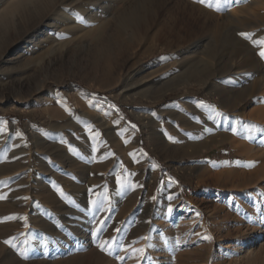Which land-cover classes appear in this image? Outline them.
Masks as SVG:
<instances>
[{
	"label": "rangeland",
	"instance_id": "obj_1",
	"mask_svg": "<svg viewBox=\"0 0 264 264\" xmlns=\"http://www.w3.org/2000/svg\"><path fill=\"white\" fill-rule=\"evenodd\" d=\"M60 3L0 32L31 46L0 66V264H264V0ZM151 18L173 31H134ZM177 60L218 89L155 99Z\"/></svg>",
	"mask_w": 264,
	"mask_h": 264
},
{
	"label": "bare ground",
	"instance_id": "obj_2",
	"mask_svg": "<svg viewBox=\"0 0 264 264\" xmlns=\"http://www.w3.org/2000/svg\"><path fill=\"white\" fill-rule=\"evenodd\" d=\"M43 1L44 0H14L11 3L9 9H7L6 12L0 14V32L1 33H6L8 30L14 29V31H15L18 28L19 30L17 32H18V35H20L21 33H20V28H19L20 27L19 26L20 25L19 21L21 20L22 15L25 16L26 18L32 17L33 14L41 8ZM51 2L53 4H57V3L61 4L60 3L61 0H51ZM85 11L86 10L84 8H79L77 10H72L71 12L70 11L69 12H66L65 10L64 11H61L60 10V12L57 13V14L59 16V19L61 20L60 23L62 25H65L66 27H73V25H75L76 22H77V20L75 18V15H77V14L83 15V14H85ZM57 19H58V17H57ZM150 22L151 23H149V24H147V23L144 24L143 23L142 25H139V27H137V29H135L134 31L137 32L138 34H141L142 36L144 35L145 37H148L150 34L151 35H157V34L161 35V34H167V33L173 31V30L171 31L168 28H164L163 26H161L160 29H158V30L156 29L154 32H152L153 29H154V26L159 25L160 24L159 23L160 21L159 22L157 20H154L153 21L152 18H151ZM135 32H133V33H135ZM173 33H175V31ZM109 43H111V42H109ZM19 45H21V46H19ZM100 48H101V50H99V52L97 54L102 59V58H104L110 52L111 53H115L114 50H116L118 52H120L121 50H124L125 51L126 48H127V44H125V43L123 44L122 43L120 45H117L114 50L113 49L112 50L109 49V50L106 51L102 47H100ZM30 50H31V46H29L26 41H22V43H20V44H17L16 41L10 42V44H8L3 49V51L0 53V66L1 65H5V64H15L26 53L30 52ZM96 50H97V48H96ZM188 53H190V50H185V51L179 53L178 55L180 57L181 56L183 57L184 55H186ZM186 57L187 56L183 57V59L184 58L186 59ZM182 61L183 60H177L176 61V65H177V67H179V69L176 70V75L173 76L172 78H170L169 80H167V82L165 83V85L159 90L158 94L155 96V99L162 98L169 90L179 89V88H182V87H186V86L191 85L193 83L204 84V85L208 86V88H210L212 90H215V91H216V89H218V87H219L218 84L216 82H213V81L209 80V78L207 76H205V73L204 72H201L200 70L192 67L191 65L189 67H187V68L182 69L181 66H180V64L182 63ZM60 101L61 102H59V103H62V104L64 103L63 100H60ZM99 117H101V124L104 125L105 127H107V126H112L113 128H119L120 127V126H117V125H115L113 123V120L114 119L112 117H102L100 115V116L94 117V118L96 120H99ZM14 129H15V127H14ZM30 132L32 133V138H34V141L36 143L40 142V135H41V133L39 131H35L34 129H31ZM222 136H224L226 139H228V140H230V141L233 142L232 138H230V137H228L226 135H222ZM4 142H5V140H4ZM11 155H13V154H11ZM70 163H72V162H70ZM15 223H13V224H15ZM6 225H3V226L5 227ZM1 237H3V236H1ZM14 241L12 243H15ZM12 251H14L13 250V247H10L8 244H4L3 245L1 243V241H0V255L9 256L10 254H12Z\"/></svg>",
	"mask_w": 264,
	"mask_h": 264
},
{
	"label": "snow or ice",
	"instance_id": "obj_3",
	"mask_svg": "<svg viewBox=\"0 0 264 264\" xmlns=\"http://www.w3.org/2000/svg\"><path fill=\"white\" fill-rule=\"evenodd\" d=\"M199 2L200 3H205V0H199ZM224 2L227 3L228 0H224ZM235 2L239 3L240 0H235ZM208 6L209 7H213L214 5L209 2ZM220 7H221V0H216V4H215L216 10H220ZM240 35L243 36L246 39H251L250 35L247 34V33H240ZM253 43L254 44L259 43L261 45H264V40H260L259 42L253 41ZM259 55L261 56V58H264V48H261V50L259 52ZM233 131L235 132V129H233ZM249 138H251V137H249ZM237 163H239V162H237ZM248 166H253V165H248ZM171 211H172V209L169 208V213H171ZM254 223L264 224V217H261L260 219L254 221ZM117 231H119V230L117 229ZM93 235H97V233L94 232ZM205 239H211V237H205ZM4 243L8 244L10 247L15 248V244H13L11 240H5ZM111 246L112 245H111V243L109 241H103L102 243L98 244V247H100V249L102 251L108 252L109 255H111V251H110ZM134 251H138L141 255H143L145 250L143 248H141V249H134ZM118 258L119 259H123V257H118Z\"/></svg>",
	"mask_w": 264,
	"mask_h": 264
}]
</instances>
